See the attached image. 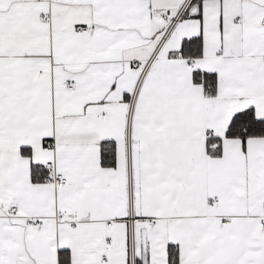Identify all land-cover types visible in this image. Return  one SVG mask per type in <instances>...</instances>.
I'll return each mask as SVG.
<instances>
[{
	"label": "snow or ice",
	"instance_id": "snow-or-ice-1",
	"mask_svg": "<svg viewBox=\"0 0 264 264\" xmlns=\"http://www.w3.org/2000/svg\"><path fill=\"white\" fill-rule=\"evenodd\" d=\"M0 264H264V0H0Z\"/></svg>",
	"mask_w": 264,
	"mask_h": 264
}]
</instances>
